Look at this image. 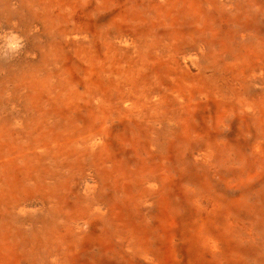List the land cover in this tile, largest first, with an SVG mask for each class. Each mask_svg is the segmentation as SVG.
I'll return each instance as SVG.
<instances>
[{"label":"rangeland","instance_id":"obj_1","mask_svg":"<svg viewBox=\"0 0 264 264\" xmlns=\"http://www.w3.org/2000/svg\"><path fill=\"white\" fill-rule=\"evenodd\" d=\"M0 264H264V0H0Z\"/></svg>","mask_w":264,"mask_h":264},{"label":"bare ground","instance_id":"obj_2","mask_svg":"<svg viewBox=\"0 0 264 264\" xmlns=\"http://www.w3.org/2000/svg\"><path fill=\"white\" fill-rule=\"evenodd\" d=\"M105 145V144H104ZM2 148V147H1ZM115 171V170H114ZM128 175V174H127ZM132 175V174H131ZM89 185V184H88ZM122 186V185H121ZM124 187V186H123ZM123 187H121V188H123ZM37 201V200H36ZM30 206V205H29ZM34 209V208H33ZM25 210V209H24Z\"/></svg>","mask_w":264,"mask_h":264}]
</instances>
